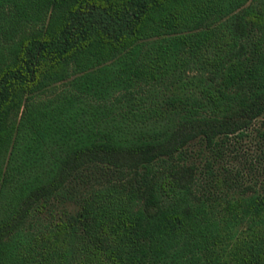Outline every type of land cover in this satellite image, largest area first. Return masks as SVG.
I'll list each match as a JSON object with an SVG mask.
<instances>
[{"label": "trees", "instance_id": "1", "mask_svg": "<svg viewBox=\"0 0 264 264\" xmlns=\"http://www.w3.org/2000/svg\"><path fill=\"white\" fill-rule=\"evenodd\" d=\"M0 264H264V0H0Z\"/></svg>", "mask_w": 264, "mask_h": 264}, {"label": "rangeland", "instance_id": "2", "mask_svg": "<svg viewBox=\"0 0 264 264\" xmlns=\"http://www.w3.org/2000/svg\"><path fill=\"white\" fill-rule=\"evenodd\" d=\"M260 125V122H257L255 128H257L258 126ZM255 138V132H253L252 134V137L249 139V141H244L242 142V144L240 145L241 148H242V153H239V155H242V154H246L247 157L248 156H251V154H254V150L259 148L256 144H255V141H252L254 140ZM244 151V152H243ZM195 157V155H193ZM246 157V158H247ZM237 158V157H236ZM243 155V158L242 159V162L241 161H237L236 160V163H240V164H243L244 165V160L246 159ZM198 160L202 161L200 158H197ZM71 210L73 209V205L71 204V202H65L63 204H61L59 207H58V210L59 212H62V210ZM48 219L45 218V216L41 215L39 217V219H33V223H35L36 225H40L42 224L44 221H47Z\"/></svg>", "mask_w": 264, "mask_h": 264}]
</instances>
